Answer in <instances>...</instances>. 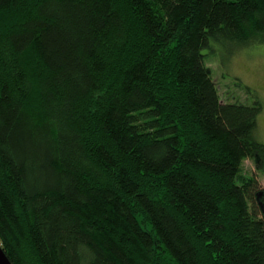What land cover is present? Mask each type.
I'll use <instances>...</instances> for the list:
<instances>
[{
	"label": "trees",
	"instance_id": "1",
	"mask_svg": "<svg viewBox=\"0 0 264 264\" xmlns=\"http://www.w3.org/2000/svg\"><path fill=\"white\" fill-rule=\"evenodd\" d=\"M261 41L264 0H0L12 263L264 264L262 104L206 61Z\"/></svg>",
	"mask_w": 264,
	"mask_h": 264
},
{
	"label": "rangeland",
	"instance_id": "2",
	"mask_svg": "<svg viewBox=\"0 0 264 264\" xmlns=\"http://www.w3.org/2000/svg\"><path fill=\"white\" fill-rule=\"evenodd\" d=\"M214 51L204 49L208 66L219 88L222 101H241L262 104L257 134L264 141V41L253 45L213 44ZM244 85L250 89H246ZM255 170L253 161H245V170ZM260 175L264 188V175Z\"/></svg>",
	"mask_w": 264,
	"mask_h": 264
},
{
	"label": "water",
	"instance_id": "3",
	"mask_svg": "<svg viewBox=\"0 0 264 264\" xmlns=\"http://www.w3.org/2000/svg\"><path fill=\"white\" fill-rule=\"evenodd\" d=\"M0 264H13L0 242Z\"/></svg>",
	"mask_w": 264,
	"mask_h": 264
}]
</instances>
